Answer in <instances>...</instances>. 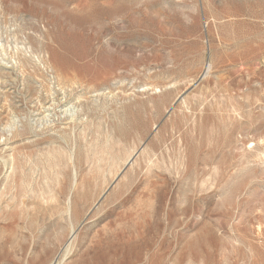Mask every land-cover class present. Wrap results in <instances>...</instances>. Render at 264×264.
I'll list each match as a JSON object with an SVG mask.
<instances>
[{
	"label": "rangeland",
	"instance_id": "374dc122",
	"mask_svg": "<svg viewBox=\"0 0 264 264\" xmlns=\"http://www.w3.org/2000/svg\"><path fill=\"white\" fill-rule=\"evenodd\" d=\"M0 264H264V0H0Z\"/></svg>",
	"mask_w": 264,
	"mask_h": 264
}]
</instances>
